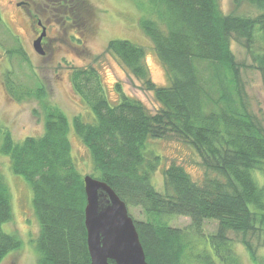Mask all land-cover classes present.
I'll return each mask as SVG.
<instances>
[{"label": "trees", "instance_id": "obj_1", "mask_svg": "<svg viewBox=\"0 0 264 264\" xmlns=\"http://www.w3.org/2000/svg\"><path fill=\"white\" fill-rule=\"evenodd\" d=\"M147 2L149 13L140 27L170 85L156 87L151 81L143 47L112 40L107 52L154 93L156 112L122 93L119 102L111 103L99 72L90 65L70 67L73 89L90 110L87 117L70 119L38 90L19 99H40L44 116L40 137L16 142L0 120V157L9 159L12 173L32 191L39 223L34 241L38 264H91L86 175L110 186L128 210L140 211V220L129 214L148 264H241L231 233L242 236L258 262L249 237L264 241V186L256 176L264 180V125L251 110L242 73L246 65L237 60L232 45L237 40L243 43L264 89V0H246L256 9L254 16L227 13L220 0ZM42 3L43 12L61 19L64 27H73L81 17L85 21L86 0ZM89 12L85 29L97 32L96 13L90 8ZM9 90L15 94L13 86ZM72 133L88 151L86 173L74 156ZM162 140L191 146L205 171L204 180H194L183 165L172 163L163 169L159 190L154 177L162 157L149 143ZM179 217L190 219V224L174 227ZM12 219L11 194L0 174V264L22 247L14 231L5 228ZM206 222H216V232L207 234ZM204 242L210 247L201 246Z\"/></svg>", "mask_w": 264, "mask_h": 264}, {"label": "rangeland", "instance_id": "obj_2", "mask_svg": "<svg viewBox=\"0 0 264 264\" xmlns=\"http://www.w3.org/2000/svg\"><path fill=\"white\" fill-rule=\"evenodd\" d=\"M23 2L27 5L21 4ZM220 3L227 13L251 14L248 16L256 14V9L246 0H220ZM42 4V0H0L3 20L0 30V120L11 130L16 142L28 137H40L44 133L40 99H19L24 94L34 95L42 90L45 94L42 99L58 105L70 119L78 115L88 116L90 110L82 103L72 86V66L86 68L92 65L96 68L111 103L119 102L122 93L141 101L151 112H156L159 106L154 93L107 52V43L112 40L129 41L143 47L151 81L156 87L170 85L165 67L140 27V20L149 13L147 0H86L85 21L81 17L78 23L68 28L62 25V20L58 17L44 13ZM88 6L96 13L93 22L97 32H87L85 29V23L91 14ZM85 10L82 7L81 13ZM37 19L49 25L47 55L44 57L38 55L33 48L37 38L34 32ZM232 49L237 60L246 65L242 73L249 104L252 112L264 125V89L261 77L251 68V59L242 42L234 41ZM12 86L15 94L9 90ZM71 140L74 156L83 173H86L90 167L88 151L73 133ZM149 146L162 157V165L154 177L159 190H163V169L172 163L183 165L194 180H204L205 171L200 165L197 152L191 146L176 140L151 141ZM0 174L9 188L13 213L11 224L5 228L13 230L22 241L21 249L11 253L2 264H38L34 241L39 234V223L32 203V191L22 177L12 173L9 159L3 156L0 157ZM256 176L260 180L257 179L259 185L264 186L261 175L257 173ZM129 211L135 219H141L139 210ZM189 224L190 219L183 217L176 218L173 222V226L177 228ZM217 227L216 222H206V233L216 232ZM229 236L241 264H264V241L259 242L256 238L249 237V242L258 255L256 263L247 251L242 236L232 233ZM201 246L210 247L205 242Z\"/></svg>", "mask_w": 264, "mask_h": 264}, {"label": "water", "instance_id": "obj_3", "mask_svg": "<svg viewBox=\"0 0 264 264\" xmlns=\"http://www.w3.org/2000/svg\"><path fill=\"white\" fill-rule=\"evenodd\" d=\"M46 32L34 41L35 52L44 57ZM85 227L91 264H148L135 222L125 202L106 183L84 177Z\"/></svg>", "mask_w": 264, "mask_h": 264}, {"label": "flooded vegetation", "instance_id": "obj_4", "mask_svg": "<svg viewBox=\"0 0 264 264\" xmlns=\"http://www.w3.org/2000/svg\"><path fill=\"white\" fill-rule=\"evenodd\" d=\"M21 4H23L25 6L27 5V3H25V2H23ZM21 4L18 3L17 5L18 6H21ZM43 30H45V32H46V37L43 39L42 45H43L44 50H45L46 55H47V45H48V41H49V35H48L49 34L48 33V31H49V25H48L47 22H43L41 20L36 21L35 30H34V32L37 34L36 40L41 36V34L43 33Z\"/></svg>", "mask_w": 264, "mask_h": 264}]
</instances>
